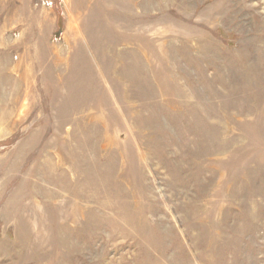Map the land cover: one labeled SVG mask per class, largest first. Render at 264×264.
Listing matches in <instances>:
<instances>
[{
	"label": "rangeland",
	"instance_id": "1",
	"mask_svg": "<svg viewBox=\"0 0 264 264\" xmlns=\"http://www.w3.org/2000/svg\"><path fill=\"white\" fill-rule=\"evenodd\" d=\"M0 264H264V0H0Z\"/></svg>",
	"mask_w": 264,
	"mask_h": 264
}]
</instances>
